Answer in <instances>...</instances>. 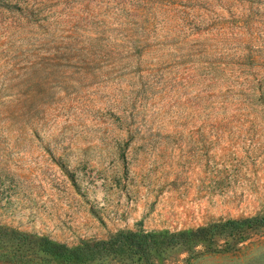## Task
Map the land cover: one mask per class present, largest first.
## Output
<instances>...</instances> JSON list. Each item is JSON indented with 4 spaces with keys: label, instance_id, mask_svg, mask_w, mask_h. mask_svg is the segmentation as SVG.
<instances>
[{
    "label": "rangeland",
    "instance_id": "374dc122",
    "mask_svg": "<svg viewBox=\"0 0 264 264\" xmlns=\"http://www.w3.org/2000/svg\"><path fill=\"white\" fill-rule=\"evenodd\" d=\"M263 214L264 0H0V227L71 247ZM150 263L264 264V228ZM0 264L67 263L0 240Z\"/></svg>",
    "mask_w": 264,
    "mask_h": 264
},
{
    "label": "trees",
    "instance_id": "16d2710c",
    "mask_svg": "<svg viewBox=\"0 0 264 264\" xmlns=\"http://www.w3.org/2000/svg\"><path fill=\"white\" fill-rule=\"evenodd\" d=\"M264 228V214L251 218L227 220L205 228L178 233L118 232L107 240L67 246L47 237H32L15 230L0 227V240L28 244L44 255L61 263L84 264L106 256H138L145 264L150 263L153 252L183 247L190 250L198 244L211 246L215 237H228L234 242H242L246 234Z\"/></svg>",
    "mask_w": 264,
    "mask_h": 264
}]
</instances>
